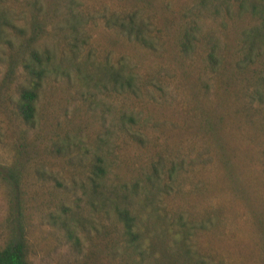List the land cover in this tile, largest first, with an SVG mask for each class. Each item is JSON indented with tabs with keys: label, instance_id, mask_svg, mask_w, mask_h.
<instances>
[{
	"label": "rangeland",
	"instance_id": "1",
	"mask_svg": "<svg viewBox=\"0 0 264 264\" xmlns=\"http://www.w3.org/2000/svg\"><path fill=\"white\" fill-rule=\"evenodd\" d=\"M43 2L34 125L0 108V247L20 234L29 264H77L66 229L119 207L211 220L201 256L264 264V44L243 38L264 0Z\"/></svg>",
	"mask_w": 264,
	"mask_h": 264
},
{
	"label": "trees",
	"instance_id": "2",
	"mask_svg": "<svg viewBox=\"0 0 264 264\" xmlns=\"http://www.w3.org/2000/svg\"><path fill=\"white\" fill-rule=\"evenodd\" d=\"M43 1L0 0V64L4 67L0 108L29 127L35 122L42 83L52 72V55L40 45L48 16ZM256 15L258 26L243 35L250 48L256 42L264 44V7ZM132 40L141 46L147 43L136 34ZM188 46L183 35L180 47L186 52ZM90 174L94 188L104 175L99 159L92 164ZM92 214L87 225L77 222L65 232L77 264H96L97 260L110 264H220L201 256L193 243L196 236L216 231L211 220L196 223L180 213L150 209L135 213L119 207L94 209ZM0 264H29L22 235L13 236L0 247Z\"/></svg>",
	"mask_w": 264,
	"mask_h": 264
}]
</instances>
